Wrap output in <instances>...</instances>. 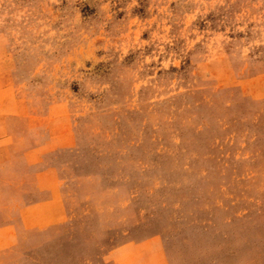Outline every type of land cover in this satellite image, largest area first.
I'll use <instances>...</instances> for the list:
<instances>
[{"label": "rangeland", "instance_id": "1", "mask_svg": "<svg viewBox=\"0 0 264 264\" xmlns=\"http://www.w3.org/2000/svg\"><path fill=\"white\" fill-rule=\"evenodd\" d=\"M1 125L68 219L0 264H264V0H0Z\"/></svg>", "mask_w": 264, "mask_h": 264}, {"label": "crops", "instance_id": "2", "mask_svg": "<svg viewBox=\"0 0 264 264\" xmlns=\"http://www.w3.org/2000/svg\"><path fill=\"white\" fill-rule=\"evenodd\" d=\"M49 125L44 124L45 131H49ZM0 131L1 252L27 240L22 238L30 232L44 233L46 238L50 229L67 222L68 212L56 168L50 165L38 168L39 158L34 159L33 153L47 144L49 134L44 142L22 148L21 140L7 137L11 133L9 130L4 133L2 125ZM106 259L113 264H167L157 235L124 239L107 250Z\"/></svg>", "mask_w": 264, "mask_h": 264}]
</instances>
